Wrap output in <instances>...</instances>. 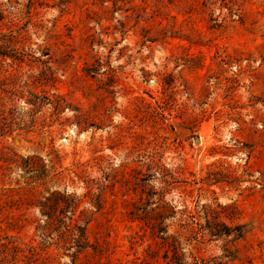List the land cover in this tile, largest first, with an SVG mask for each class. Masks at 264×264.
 Returning <instances> with one entry per match:
<instances>
[{"label":"rangeland","instance_id":"rangeland-1","mask_svg":"<svg viewBox=\"0 0 264 264\" xmlns=\"http://www.w3.org/2000/svg\"><path fill=\"white\" fill-rule=\"evenodd\" d=\"M0 264H264V0H0Z\"/></svg>","mask_w":264,"mask_h":264},{"label":"trees","instance_id":"trees-1","mask_svg":"<svg viewBox=\"0 0 264 264\" xmlns=\"http://www.w3.org/2000/svg\"><path fill=\"white\" fill-rule=\"evenodd\" d=\"M177 256V253L175 252V257ZM176 259V258H175Z\"/></svg>","mask_w":264,"mask_h":264}]
</instances>
